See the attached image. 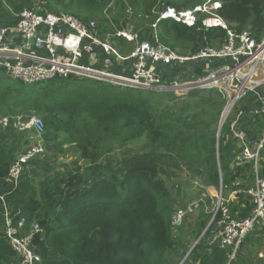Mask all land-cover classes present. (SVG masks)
I'll return each instance as SVG.
<instances>
[{"label":"trees","instance_id":"16d2710c","mask_svg":"<svg viewBox=\"0 0 264 264\" xmlns=\"http://www.w3.org/2000/svg\"><path fill=\"white\" fill-rule=\"evenodd\" d=\"M33 1L45 2L48 9L72 14L84 22L91 20L90 14L103 13L113 3L111 12L117 25L104 26L108 21L104 16L98 22L101 35H115V26L126 28L123 8L135 2H142L147 7L145 11L155 17L154 7L158 6L156 11L164 5L182 7L178 0H0V26L17 24L21 11ZM221 2L219 13L231 27L238 32L249 30L261 39L264 0ZM117 17H123V21ZM135 29L140 40L148 39L153 31L150 25L145 30L141 26ZM158 32L161 42L189 54L226 37L221 27L201 32L169 19L159 23ZM111 39L120 47L122 42L116 36ZM194 71L203 75L201 67L196 66ZM7 74L0 65V118L21 113L27 114V120L34 114L41 115L46 135H62L72 145L67 151H76L78 161L87 162L61 169L39 183L25 173L14 185L7 179L9 169L32 142V134L37 133L30 128L20 129L13 119L7 127L0 125V194L12 215L18 213L16 220L24 215L29 224L40 223L41 230L34 239L36 252L42 258L39 264H178L190 250L182 245L187 242L186 223L177 234L172 222L178 208L173 194L180 195L183 186L175 181L178 171H187L191 180L201 183L202 190L210 185L219 188L221 180L224 191L240 189L237 199L229 204L232 213L239 219L252 214L253 200L244 189L253 182L254 166L246 163L230 168L233 151L240 152V148L237 139L228 135L227 124L217 141L226 104L218 90L197 89L191 93L193 102L184 100L180 108L177 103L164 107L154 91L123 88L104 80L70 75L26 84ZM177 76L183 81L192 78L184 65H178L165 79L172 81ZM164 96L174 101L177 97L173 92ZM253 105L252 95L239 103L247 112L239 123L251 140L264 130V115L249 112ZM143 138L137 150L129 149L130 144ZM124 148L121 157L114 155ZM199 213L192 230L195 240L214 214L204 208ZM4 225L0 197V264H17L2 234ZM260 230L264 234L258 228L254 235ZM247 240L231 258V249L211 247L205 234L184 264H244Z\"/></svg>","mask_w":264,"mask_h":264},{"label":"built area","instance_id":"2783aa9c","mask_svg":"<svg viewBox=\"0 0 264 264\" xmlns=\"http://www.w3.org/2000/svg\"><path fill=\"white\" fill-rule=\"evenodd\" d=\"M43 4L45 7L42 10L25 8L20 13L17 24L0 26V65L14 79L34 84L57 76H87L90 79L104 80L100 76L107 75L110 80L105 81L121 86H143L154 91L173 89L177 96H183L196 88L216 89L220 92L226 100L222 125L229 126L228 135L237 139L240 145L235 168L246 163L254 166L253 183L244 190L252 198L254 206L250 216L237 218L229 204L237 199L240 191L233 190L230 197L226 198L221 184L213 217L202 236L208 235L211 247L231 249V257H235L241 244L253 230H264V166L261 163L264 160V130L259 137L251 140L239 123L247 115L239 107V103L250 95L256 96L261 87H264V37L258 39L249 30L238 32L220 15L222 2L205 0L193 6H167L160 12L161 17L175 18L201 32L221 27L226 31V37L219 38L215 44H207L195 54L181 55L162 43L155 32L152 40L137 43L128 57H122L118 48L110 42L112 35H101L95 19L84 22L72 14L48 9L45 2ZM119 31V35L129 41L139 40L137 32L126 29ZM95 51L106 54L102 58L106 61L99 67H95L90 58ZM127 60L141 63L146 61L148 66L153 67L149 72L139 69L136 74L127 75L132 71V68L127 70ZM186 61L201 67L203 75L192 76L190 81L177 78L171 85L163 80L164 73L173 72L176 66L183 65ZM249 112L255 116L264 115V96L255 99V105ZM8 122L9 120L4 119V126ZM27 126L34 127L40 134L45 131V122L39 116L33 117ZM217 144L219 147V142ZM44 151V146L39 143L22 154L11 165L8 178L17 185L24 165ZM210 188L212 186L207 187V190ZM0 197L5 201L3 195ZM192 210V205L188 209L185 206L179 207L172 217L174 227H181ZM17 215L18 213L12 215L8 205L4 203L5 225L2 234L14 251L17 264H39L42 258L36 252L34 239L41 230V225L37 221L29 225L25 216L16 220Z\"/></svg>","mask_w":264,"mask_h":264},{"label":"rangeland","instance_id":"374dc122","mask_svg":"<svg viewBox=\"0 0 264 264\" xmlns=\"http://www.w3.org/2000/svg\"><path fill=\"white\" fill-rule=\"evenodd\" d=\"M178 1H179V5L183 6V5L187 4L190 0H178ZM204 1L205 0H201V2H204ZM218 1L221 2L220 0H218ZM112 2H114V0H112ZM112 6H113V3H110L104 9L103 13H98L99 15L98 14H90L91 15V19H95L96 22L98 23L100 21V19L105 16L106 18H108V21H105L104 26L108 25L109 27H112V25H111L112 23L117 25L116 21L113 18L114 15L111 12V9H113ZM42 7H45L42 2L35 1L33 3V6L31 5L30 7H25V8L26 9L32 8V9H36V10H42L43 9ZM157 7H154L152 9V11H153L154 15H156V17L158 18V14H159L158 11L159 10L157 9V11H156ZM146 8L147 7L144 6V4L142 2H140L139 4H137L135 2L133 5L128 6V7L125 6L123 9H126L125 13L127 15L126 16L127 17V27L126 28H121V29H126V30L133 29L136 32H138L135 29L136 27L141 26L142 28H144L143 30H145V27L149 26L152 23V21L155 22L157 20V18L155 16H151L150 14H148L145 11ZM120 18L121 17H117V19H120ZM122 21H123V17L121 18L120 22H122ZM148 28L149 27H147V29ZM113 29H116V31H115L116 34L112 35L110 33L112 36H116V38L118 40H120V41H125L126 40L125 37H123L122 35H119V32H120L119 30H121L119 27L115 26V27H113ZM148 35H149V33H148ZM112 36L110 37V42L113 41L111 39ZM263 37H264V33H263L261 39ZM126 42H127V43H125L126 48H125L124 51H121V49L118 48V50L121 53L122 57H128L130 55V53H131V51H128V45L133 46V48L129 47L130 50H133L136 47L137 43L140 42V39L138 41H129L127 39ZM113 45H114V41H113ZM175 50L181 55H188L189 54L185 50H181L179 48H177ZM93 54H94V58L92 60H96L94 62L104 63L106 61V60H102V58L106 56V54L104 52L95 51ZM157 65H158V63H157ZM183 65L186 67V74L187 75H190V76L192 75V76H195V77L199 76L194 71V69L196 67V63L187 62L186 61ZM152 67L148 66L146 61L141 63V62H138L137 60H133V61L127 60V70H129V68H132V71L128 72L127 75L136 74L139 69L143 70L144 72H149L152 69ZM159 72H162V71H159ZM7 75L9 77H11L10 74H7ZM166 75H168V74L164 73L162 75L163 76V80L165 82H167L169 85H171L175 79L179 78V76H177V78H175L174 80L167 81L165 79ZM106 76L101 75L100 78L104 79V80H110V77L108 78ZM81 77L85 78L87 76H79V78H81ZM111 79H114V78L111 77ZM141 88L142 89L147 88V89H149L151 91H154V90H152L151 88H148V87L141 86ZM197 89L199 90V88L190 90L183 96H177L173 89H167V91H156L155 90L154 92L156 94L155 97H157L158 101L164 103V107H166L167 105L169 106V105H174L175 103H177L178 107L180 108V107H182V105L184 103L183 102L184 100H186V101L190 100L191 102H193L191 93H193ZM171 91L177 96L175 101L172 100V99L169 100L167 97L164 96L167 92H171ZM197 95H200V94L197 93ZM202 104H203V101H200L199 105L201 106ZM34 116H41V115L34 114L29 119L24 120V118L27 117V114L19 113V114L15 115V116H11V117H8V118L3 117V119L0 121V125H2V127H4V123H3L4 119L9 120V121L13 119L15 121L14 123H16L18 125L17 127H19L20 129L31 128V126H27V123ZM43 120H44V118H43ZM9 123L10 122H8V125H9ZM44 133L41 136L40 135H36L35 136V134H32V136H33L32 140H31L32 142L29 144V146L24 151H22L20 153V154H23V153L27 152L34 145H36L39 142L42 143V141L44 140V142L42 144H44V146L46 148V151H44L43 154H40V155H38L36 157H33L31 160H29L25 164L24 172H23V174L21 175L20 178H22L25 173H28L33 178L34 181L39 183L45 177L52 176L55 172H57V171H59L61 169L64 170V169H66L68 167H71L75 163H80V164H83V165H85L87 163L84 160H81L80 162L78 161L77 152L76 151H74V150L67 151L72 145L67 140L64 141L65 137L60 135L58 138H56L55 136H52L49 133H48V135H46V132H44ZM224 134H225V131H224ZM220 136L222 137V134ZM61 142H64L62 146H60ZM143 143H144V138L140 139L138 141H135L132 145L130 144L129 145V149H131V147H132L134 150H137ZM125 149L126 148L122 149L121 151L117 150L114 153V155L117 156V157H121L123 155L122 154L123 150H125ZM239 154L240 153H238L236 155V157ZM236 157H235V159H236ZM104 160L106 161L107 157H105ZM262 161H263V159L261 160V163H262ZM229 164H230V166H233V163H229ZM262 165H263V163H262ZM178 172H179V177L175 181H177V180L180 181L183 184V186L181 188L182 192H181L180 195H178L176 193L173 194L174 200L177 202L176 208L177 207L179 208V207H181L180 205H182V206H185L188 209V207L190 205H192V209H193L191 212H189V214L186 216V218L184 220V221H186V224H185V227H184V234H186L187 232H189L187 227L190 226V225H193L195 223V221L199 220V218H195V217L199 216V214H200L199 212L201 211L202 208H204V210H206L207 212L208 211L214 212V207L217 204V195H219L220 192L218 191L217 187H212V188H210V190H207V189L202 190L201 183L199 181H197V180H191L189 175H188V173H187V171H178ZM230 194H232V191H226L225 190L224 195H225L226 198H229ZM181 227L177 228L175 230V233L179 234L181 232V229H180ZM254 232H255V230H253L246 238L250 239L254 235ZM191 238H192V241L195 240L196 236H195L194 232H192ZM196 241H194V242H196ZM182 244H184L187 247L189 246V243H186L185 241H183ZM183 259H185V257H183L179 261L178 264H182L183 261H184ZM177 260L178 259H176V261Z\"/></svg>","mask_w":264,"mask_h":264},{"label":"crops","instance_id":"0c3cea01","mask_svg":"<svg viewBox=\"0 0 264 264\" xmlns=\"http://www.w3.org/2000/svg\"><path fill=\"white\" fill-rule=\"evenodd\" d=\"M29 4H30V2H29ZM32 6H33V4H32ZM108 34H110V33H107L106 35H108ZM158 35H159V32H158ZM138 36H139V33H138ZM143 40H140V42H142ZM121 42L122 43L120 44V49H121V51H124L125 48H126L125 43H127V42L126 41H121ZM129 47H132L133 48V46L128 45V51H133L134 50V49L133 50H130ZM90 58H91V61H93V62L96 61V60H92L94 58V56H92ZM94 63H95L94 64L95 67H99L101 65L100 62L99 63L94 62ZM259 96H264V87H261V89L259 90V92L255 96V99L258 98ZM238 146L240 148V145L239 144H238ZM233 153H234V157L231 160V163H233V166L230 167L231 169L235 168V157L240 152L238 150V152L236 153L235 150H234ZM220 176L222 178V171H221V169H220ZM253 178H254V176H253ZM252 183H251V185H252ZM221 184H223L222 180H221L220 186H221ZM251 185H249L248 188ZM210 186H212V185H210ZM210 186H207V187H210ZM207 187H205V189H207ZM248 188H246V189H248ZM246 189H244V190H246ZM236 190L241 191L240 189H236ZM195 218H197V217H195ZM194 224L187 227V229L189 230V232L186 233L187 242L186 241L185 242L186 243H189V246H188L189 248H191L192 245L195 243L194 241H192V238H191L192 230L194 229V227H193ZM182 245H183V248H184L185 245L184 244H182ZM243 255H245L244 264H264V234H262V230L258 231L249 240H247V242H246V244L244 246V249H243Z\"/></svg>","mask_w":264,"mask_h":264},{"label":"clouds","instance_id":"9594fccd","mask_svg":"<svg viewBox=\"0 0 264 264\" xmlns=\"http://www.w3.org/2000/svg\"><path fill=\"white\" fill-rule=\"evenodd\" d=\"M220 1H221V0H220ZM199 2H201V0H190V1H189L187 4H185V5H186V6H190V5L193 6V5H195V4L199 3ZM167 6H172V5H166V6H163V7L159 10V12H158L159 14H158V18H157V20H156L155 22H153V23L150 24V26H151L152 29H153V31H152L153 34L151 33L150 36H149V38H151V37L153 38L154 35H155V32H156L157 35H158V25H159V23H160L162 20H167V19H169V20H175V21H176L175 18H171V17H169V18H168V17H165V18H164V17H161V13H160V12H161L162 10L166 9ZM182 7H183V6H182ZM23 10H24V9H23ZM23 10H22V11H23ZM22 11H21V12H22ZM154 24H156V27H154ZM187 26H188V25H187ZM189 27H190V26H189ZM212 29H213V28H212ZM121 30H122V29H121ZM130 30H132L134 33L136 32V31L133 30V29H130ZM158 37H159V35H158ZM149 38H148V39H144V40H150ZM159 39H160V37H159ZM126 40H127V39H126ZM126 40H125V41H126ZM144 40H143V41H144ZM160 41H161V40H160ZM112 43H113V41H112ZM162 43H163V42H162ZM164 44H165V43H164ZM166 45H167V44H166ZM114 46H115L116 48H120L119 46H116L115 43H114ZM168 46H169V45H168ZM169 47H171V46H169ZM171 48H172V47H171ZM6 72H7V71H6ZM66 77H67V76H66ZM51 80H52V79H51ZM191 80H192V78H191ZM104 81H105V80H104ZM182 81H183V80H182ZM188 81H190V80H188ZM106 82H109V81H106ZM109 83H112V82H109ZM112 84H113V85H117V86H119V87H123V88H125V87H135V86H121L120 84H115V83H112ZM136 88H141V87H136ZM141 89H142V88H141ZM199 89H200V88H199ZM143 90H144V89H143ZM171 92H172V91H171ZM175 94H176V93H175ZM4 117H5V118H8L9 116H4ZM34 117H35V116H34ZM39 117H41V116H39ZM32 118H33V117H32ZM32 118H31V119H32ZM41 118H42V117H41ZM2 119H3V117L0 118V120H2ZM31 119H30V120H31ZM42 119H43V118H42ZM220 120H222V115H221V119H220ZM29 122H30V121H29ZM29 122H28V123H29ZM44 122H45V121H44ZM219 124H220V122H219ZM15 125L18 126L16 123H15ZM4 127H6V126H4ZM223 127H224V126L222 125V128H223ZM45 128H46V125H45ZM30 129H34V131H36V133H37L36 135H40V136L45 132V131H44L43 133L40 134V133H39L34 127H31ZM45 130H46V129H45ZM218 130H219V128H218ZM221 130H222V129H221ZM220 135H221V132H220ZM219 138H220V136H219ZM217 141H219V139H217ZM43 142H44V140L42 141V143H43ZM39 143H41V142H39ZM39 143H37L36 145H38ZM42 143H41V144H42ZM36 145H34V146H36ZM42 145L44 146V144H42ZM34 146H33V147H34ZM30 149H31V148H30ZM30 149H29V150H30ZM44 149H45V151H46L45 146H44ZM25 153H26V152H25ZM43 153H44V152H43ZM43 153H41V154H43ZM23 154H24V153H23ZM21 155H22V154H19L18 157H17V159H18ZM38 155H40V154H38ZM38 155H36V156H38ZM36 156H35V157H36ZM17 159H16V160H17ZM16 160H15V161H16ZM30 160H31V159H30ZM15 161H14V162H15ZM14 162H13V163H14ZM13 163H12V164H13ZM24 166H25V165H24ZM9 171H10V169H9ZM23 172H24V169H23ZM23 172H22V174H23ZM8 176H9V174H8ZM7 179H8L9 181H11L8 177H7ZM21 179H22V178H20V180H21ZM20 180H19V181H20ZM11 182H12V181H11ZM13 183H14V182H13ZM18 183H19V182H18ZM14 185H16V184L14 183ZM212 187H214V186H212ZM223 187H224V186H223ZM218 189H220V187H219ZM0 195H1V194H0ZM3 196H4V195H3ZM4 200H5V199H4ZM2 201H3V200H2ZM4 203H6V202L3 201V205H4ZM6 204H7V203H6ZM8 207H9V206H8ZM9 209H10V208H9ZM177 209H178V208H177ZM177 209H176V210H177ZM176 210H175V211H176ZM10 212H11V211H10ZM174 213H175V212H174ZM174 213H173V214H174ZM11 214H12V213H11ZM23 216H24V215H23ZM172 217H173V215H172ZM15 219H16V218H15ZM211 219H212V218H211ZM27 221H28V220H27ZM37 222H38V221H37ZM185 222H186V221H184V223H185ZM184 223H183L182 226H184ZM30 224H31V223H30ZM30 224H29V225H30ZM203 236H204V235H203ZM203 236H202V234L200 235V237H199V238L197 239V241L195 242L196 245H197V243L200 241V239H201ZM245 240H246V239H245ZM245 240H244V241H245ZM195 243H194V244H195ZM194 244H193V245H194ZM9 245H10V244H9ZM193 245H192V247H193ZM196 245H195V246H196ZM195 246H194V247H195ZM10 247H11V246H10ZM192 247H191V248H192ZM194 247H193V248H194ZM191 248H190V250L187 252V254L185 255V259H184V261H183L182 264H184L185 260L187 259V257H188L189 254L191 253V251H192V249H193V248H192V249H191ZM231 255H232V254H231ZM231 258H232V257H231Z\"/></svg>","mask_w":264,"mask_h":264},{"label":"water","instance_id":"95a60500","mask_svg":"<svg viewBox=\"0 0 264 264\" xmlns=\"http://www.w3.org/2000/svg\"><path fill=\"white\" fill-rule=\"evenodd\" d=\"M221 129H222V120H220L219 130H218V134H217V139H219ZM195 245H196V243L193 245V247H194ZM193 247H192V248H193ZM192 248H191V249H192ZM183 260H184V259H183Z\"/></svg>","mask_w":264,"mask_h":264}]
</instances>
